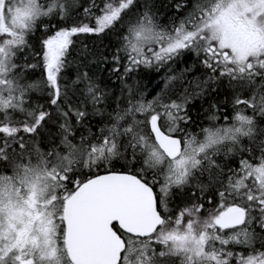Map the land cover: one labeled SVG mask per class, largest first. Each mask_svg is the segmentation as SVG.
<instances>
[{
    "label": "snow or ice",
    "instance_id": "obj_1",
    "mask_svg": "<svg viewBox=\"0 0 264 264\" xmlns=\"http://www.w3.org/2000/svg\"><path fill=\"white\" fill-rule=\"evenodd\" d=\"M0 264H264V0H0Z\"/></svg>",
    "mask_w": 264,
    "mask_h": 264
},
{
    "label": "trees",
    "instance_id": "obj_2",
    "mask_svg": "<svg viewBox=\"0 0 264 264\" xmlns=\"http://www.w3.org/2000/svg\"><path fill=\"white\" fill-rule=\"evenodd\" d=\"M86 43H90L91 41L90 40H85Z\"/></svg>",
    "mask_w": 264,
    "mask_h": 264
}]
</instances>
